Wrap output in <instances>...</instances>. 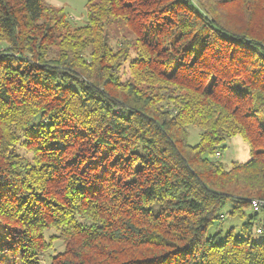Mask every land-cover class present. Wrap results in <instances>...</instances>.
<instances>
[{
  "label": "trees",
  "instance_id": "16d2710c",
  "mask_svg": "<svg viewBox=\"0 0 264 264\" xmlns=\"http://www.w3.org/2000/svg\"><path fill=\"white\" fill-rule=\"evenodd\" d=\"M255 199L264 0H88L81 24L0 0V239L22 264H264ZM226 214L242 237L209 234Z\"/></svg>",
  "mask_w": 264,
  "mask_h": 264
},
{
  "label": "rangeland",
  "instance_id": "374dc122",
  "mask_svg": "<svg viewBox=\"0 0 264 264\" xmlns=\"http://www.w3.org/2000/svg\"><path fill=\"white\" fill-rule=\"evenodd\" d=\"M50 2L56 6H62L68 13V16L74 23L81 24L85 22L87 17V1L88 0H45ZM231 21L236 20L233 17ZM115 30L119 34H128L127 31L120 26L116 27ZM129 35V34H128ZM189 129V142L191 144H197L200 140V133L201 129L198 126L190 125ZM226 149L224 150L221 159L230 166L233 161H247L251 158V153L248 144L245 140L240 136L231 137L226 141ZM227 209L225 210V213ZM227 217L223 222H216L213 226L209 229V234H213L219 230L223 231V234H226L232 227L236 229L237 237H242V225L245 222L246 218H239V217H232L226 214ZM260 231V230H258ZM53 233V231H52ZM3 236L0 230V237ZM257 238H261V235H257ZM0 242L8 249V251H3L0 253V264H22L21 258L17 256L15 250H13L10 246L11 240L6 238H1ZM55 247L57 250H62L64 244L61 241H57L55 243Z\"/></svg>",
  "mask_w": 264,
  "mask_h": 264
},
{
  "label": "built area",
  "instance_id": "2783aa9c",
  "mask_svg": "<svg viewBox=\"0 0 264 264\" xmlns=\"http://www.w3.org/2000/svg\"><path fill=\"white\" fill-rule=\"evenodd\" d=\"M252 205H253L254 209L258 210V209L264 207V199H255L252 202Z\"/></svg>",
  "mask_w": 264,
  "mask_h": 264
}]
</instances>
